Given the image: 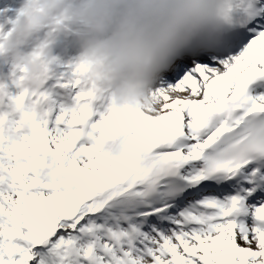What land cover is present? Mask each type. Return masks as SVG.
Segmentation results:
<instances>
[{
  "label": "snow or ice",
  "instance_id": "1",
  "mask_svg": "<svg viewBox=\"0 0 264 264\" xmlns=\"http://www.w3.org/2000/svg\"><path fill=\"white\" fill-rule=\"evenodd\" d=\"M241 5L133 115L63 67L38 91L4 69L0 264H264V0Z\"/></svg>",
  "mask_w": 264,
  "mask_h": 264
},
{
  "label": "clouds",
  "instance_id": "2",
  "mask_svg": "<svg viewBox=\"0 0 264 264\" xmlns=\"http://www.w3.org/2000/svg\"><path fill=\"white\" fill-rule=\"evenodd\" d=\"M241 12V0H21L0 22V76L7 68V78L38 91L63 67L107 107L133 115L155 103L153 89L175 57L212 48L241 25ZM236 151L258 154L248 139Z\"/></svg>",
  "mask_w": 264,
  "mask_h": 264
},
{
  "label": "rangeland",
  "instance_id": "3",
  "mask_svg": "<svg viewBox=\"0 0 264 264\" xmlns=\"http://www.w3.org/2000/svg\"><path fill=\"white\" fill-rule=\"evenodd\" d=\"M21 3V0H19V4ZM19 4L17 6H19ZM2 16V19L4 20L5 18L9 17L8 15H1ZM12 16V15H10Z\"/></svg>",
  "mask_w": 264,
  "mask_h": 264
}]
</instances>
